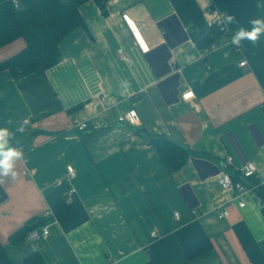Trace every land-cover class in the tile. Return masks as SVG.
<instances>
[{"label":"crops","instance_id":"0c3cea01","mask_svg":"<svg viewBox=\"0 0 264 264\" xmlns=\"http://www.w3.org/2000/svg\"><path fill=\"white\" fill-rule=\"evenodd\" d=\"M105 5L106 14L92 0L78 6L84 26L58 43L53 66L0 70V127L10 130L8 146L26 149L16 175L0 176V264H23L33 251L43 264H264V204L251 189L239 207L218 181L252 161L264 183V33L239 50L223 33L218 43L199 42L218 12L233 16L230 30L264 18V0ZM23 46L21 37L0 46V61ZM186 86L194 97L184 101ZM130 110L136 121L119 122ZM75 120L86 127L76 130ZM161 135L190 151L172 172L150 142ZM67 165L74 176L62 197L70 209L43 224L45 238L37 225L9 242L23 224L44 219L46 196ZM204 240L210 247L188 258L185 250Z\"/></svg>","mask_w":264,"mask_h":264},{"label":"trees","instance_id":"16d2710c","mask_svg":"<svg viewBox=\"0 0 264 264\" xmlns=\"http://www.w3.org/2000/svg\"><path fill=\"white\" fill-rule=\"evenodd\" d=\"M86 1L88 0H66L64 2L37 0L26 7L17 8L13 5L12 0H0V46L18 37L24 40V46L20 51L0 61V70L17 68L22 74L27 75L56 64L60 59L58 43L74 28L84 26L78 6ZM92 1L99 7L102 14H106V0ZM222 33L213 23L209 32L199 42H202V45L218 43ZM79 106L80 104H76L68 110L72 111ZM30 134L32 133H26L28 136ZM21 136L24 137L23 134ZM150 142L169 172L181 166L190 153L188 148L170 142L163 135L151 137ZM227 173L232 182H241L245 186L252 187L259 202L264 204V183H260L254 177ZM67 188L68 184L63 178L46 196L47 205L56 217L70 209L71 204L66 203L62 197ZM49 219H36L32 224H23L9 236V242L18 243L31 228L43 225ZM209 247L210 242L204 240L187 248L185 254L188 258H192ZM22 262L23 264H43L41 255L36 251L27 254Z\"/></svg>","mask_w":264,"mask_h":264},{"label":"built area","instance_id":"2783aa9c","mask_svg":"<svg viewBox=\"0 0 264 264\" xmlns=\"http://www.w3.org/2000/svg\"><path fill=\"white\" fill-rule=\"evenodd\" d=\"M13 5L16 7L17 2L16 0H12ZM223 15H225L223 12H218L213 23L218 27V29L223 32L226 35V43L229 44L234 50H239L240 44L239 45H233L231 43V35L234 33L235 30H230L227 25L223 24ZM121 53V52H118ZM171 67L177 71L180 72L179 66L175 64V60L172 58L170 60ZM245 61L240 60L239 61V66H244ZM194 97L193 91L190 87L186 86L185 89L180 93V99L181 100H189ZM119 122H127L128 124H133L136 121V115L134 110H130L128 113L123 114L122 116L118 117ZM29 126V122L27 119H23L19 125L18 132L21 134L24 132H27V128ZM74 127L76 130L81 131L86 127V122L81 121V120H75L74 121ZM21 152L22 156L20 159L25 160V148L22 145L16 146ZM240 173L241 176L243 177H254L256 174V166L252 161H247L243 164V166L240 168ZM74 176V171L71 165L66 166V172L64 175V180L65 182L69 185V180ZM219 185L220 187L225 190L229 191L231 194L230 200H236L237 205L239 207L243 206L245 204V194L252 189V187H248L243 185L241 182H232L230 176L226 172H222L219 177ZM215 213L217 214L218 217H224L227 215V209L224 206H221V208H216ZM176 215V214H175ZM44 218H50V219H55L54 215L51 211V209L48 207L47 210L43 214ZM47 225H43L42 227V236L45 238L48 235V229ZM152 237H156L157 233L152 232L151 233ZM29 238L31 240L37 239V234L31 233L29 234Z\"/></svg>","mask_w":264,"mask_h":264},{"label":"clouds","instance_id":"9594fccd","mask_svg":"<svg viewBox=\"0 0 264 264\" xmlns=\"http://www.w3.org/2000/svg\"><path fill=\"white\" fill-rule=\"evenodd\" d=\"M233 16L231 14L223 15V24L231 23ZM250 27H239L231 35V43L239 45L242 40L255 42L262 33H264V18L256 17L250 21ZM10 130L7 127H0V176H15L14 164L22 156V152L9 145L8 137Z\"/></svg>","mask_w":264,"mask_h":264},{"label":"water","instance_id":"95a60500","mask_svg":"<svg viewBox=\"0 0 264 264\" xmlns=\"http://www.w3.org/2000/svg\"><path fill=\"white\" fill-rule=\"evenodd\" d=\"M38 132H41L40 130H37ZM70 135V134H69ZM166 138L170 141V142H172V143H174V144H176V145H179V146H182V147H184L183 145H181L175 138H173V137H171V136H166Z\"/></svg>","mask_w":264,"mask_h":264}]
</instances>
